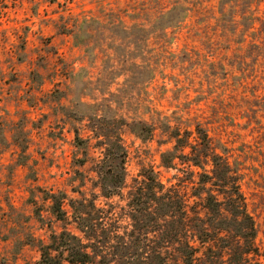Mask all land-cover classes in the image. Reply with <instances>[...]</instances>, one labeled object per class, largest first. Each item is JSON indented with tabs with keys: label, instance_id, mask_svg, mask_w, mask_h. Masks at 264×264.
Here are the masks:
<instances>
[{
	"label": "rangeland",
	"instance_id": "1",
	"mask_svg": "<svg viewBox=\"0 0 264 264\" xmlns=\"http://www.w3.org/2000/svg\"><path fill=\"white\" fill-rule=\"evenodd\" d=\"M217 2L0 0V264H33L39 252L26 243L60 230L42 199L46 191L77 196L70 187L78 185V172L85 183L94 178L99 148L90 141L87 160L78 165L83 149L74 145L73 129L81 138L88 134L85 120L70 115L75 101L97 104L102 97L110 98L117 116L128 112L150 122L153 115L155 127L169 115L183 133L193 129L192 143L196 130L199 137L206 131L213 151L238 170L254 243L264 251V46L246 36L238 40L241 31L261 24L250 26L232 16L224 25L230 41L214 44L219 41L214 30L222 29L215 21ZM256 2L231 5L238 13L248 7L258 19L264 0L259 7ZM172 7L173 17H185L166 28L163 14ZM79 110L90 109L80 105ZM121 132L128 181L141 166L152 167L163 182H175L177 173L188 203L202 215V201L193 195L201 189L198 180L211 173L210 163L166 170L160 153L173 142L161 144L165 134L157 129L152 140L141 142L124 126Z\"/></svg>",
	"mask_w": 264,
	"mask_h": 264
},
{
	"label": "trees",
	"instance_id": "2",
	"mask_svg": "<svg viewBox=\"0 0 264 264\" xmlns=\"http://www.w3.org/2000/svg\"><path fill=\"white\" fill-rule=\"evenodd\" d=\"M238 1L218 0L215 21L222 29L219 34L214 30L219 39L214 44L230 41L224 25L233 16L250 26L261 24L254 31H241L243 36L238 40L246 36L249 43L263 47L264 12L258 19L248 7L238 13L231 5ZM260 2L257 0L256 4ZM174 8L163 14L166 28L185 17L184 13L173 17ZM102 98L97 104H84L80 100L74 103L76 109L70 117L85 120L88 134L81 138L73 129L74 145L83 149L78 165L84 166L88 157L86 149L94 140L93 145L99 148V157L91 167L95 175L85 183L83 173L76 171L81 178L70 191L77 196L65 190L44 193L42 199L49 202L60 230L51 231L46 240L37 238L35 243H26L34 244L39 252L33 264H264V251L259 253L254 243L255 225L240 190L238 170L227 157L213 151L207 132L201 131L199 137L196 130L197 139L192 143L193 129L183 133L178 125L171 123L169 115H164L165 122L155 127L153 115L150 122L132 119L128 112L117 116L110 98ZM80 105L90 110L77 111ZM123 126L141 142L152 140L157 129L166 135L161 144L173 142L171 149L160 153V165L166 170L184 172L179 164L201 168L203 163H210L211 173L206 179L198 180L201 189L193 195L202 201V215L195 203H188L182 188L185 181L177 173L173 174L175 182L170 179L163 182L152 167L141 166L128 181ZM16 145L21 147L18 141ZM88 160L92 161L93 157L89 156ZM87 183L90 186L82 190ZM36 214L42 223L40 212Z\"/></svg>",
	"mask_w": 264,
	"mask_h": 264
}]
</instances>
